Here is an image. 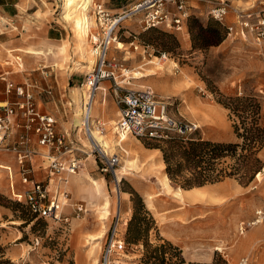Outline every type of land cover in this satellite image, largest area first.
<instances>
[{
  "label": "rangeland",
  "instance_id": "1",
  "mask_svg": "<svg viewBox=\"0 0 264 264\" xmlns=\"http://www.w3.org/2000/svg\"><path fill=\"white\" fill-rule=\"evenodd\" d=\"M137 1L94 0L91 6L103 3L114 10L128 8ZM186 1L190 16L183 32L164 27L144 31L141 16L134 17L123 23L117 33L125 47L116 49L114 45L109 55L125 61L124 73L130 84L124 88L154 90L169 102L170 118L199 126L189 135L194 141L232 145L225 148L222 157L205 161L196 168L183 161L179 153L173 155L174 162H183L184 175L210 165L219 180L195 186L201 188L203 195L186 204L174 197V193L162 192L163 177L168 176L163 149L168 150L166 142L171 139L147 141L129 136V146L125 145L128 152L124 151L117 143L119 134L115 133L112 122L118 119L120 109L112 83L105 80L101 85L108 91L106 104L102 106L99 102L93 119L104 125L102 135L109 145L108 155L119 156L118 168L128 164L129 174L117 183L113 174L103 172L95 160L97 154L91 153L94 148L89 138L80 134L76 144L88 154H76L81 159L77 174L68 177L64 174L69 182L66 189L70 200L64 213L72 217L74 206L78 204L84 206V211L78 218L73 216L71 224L65 226L33 214L23 200L26 187L20 175L14 172V177L10 178L0 169V264H102L104 246L118 221L117 234L125 243V249L114 257L113 264H146L148 255L154 257L148 264H239L246 258H249L248 264H264V225L249 228L244 235L238 231L240 224L249 221L255 211L264 209V146L256 155L259 162L250 164L256 165L252 180L242 178L248 168L243 157L247 152L235 147L243 145L244 137L258 136V130L264 127V57L254 35L246 30L240 32L242 29L235 16L229 14L222 23L208 16L210 4L216 0H194L198 3L195 12L191 9L192 0ZM228 1L253 11H258L264 2ZM31 4L36 10L29 20L62 28L63 38L51 42L25 34L20 45L16 44L19 43L18 31L11 26L9 41L0 46V63L6 71L17 72L20 71L18 63H23V70L32 71L33 75L47 67L50 81L59 82L66 98L74 101L71 109L68 108L69 118L60 121L63 129L74 122V114L79 111L78 92L71 87L82 86L87 92L83 83L96 63L91 38L87 35L89 44L84 45L75 36L73 23L62 13L64 0H26L23 11ZM169 8L174 10V4ZM88 16L92 21L90 30L94 33L97 28L91 9ZM3 22L0 34L11 31L7 28L9 22ZM230 26L234 33L228 32ZM28 47L42 52L51 50V54L33 56L11 52L12 49L25 51ZM62 47L66 49L63 52ZM155 57L162 58V68L149 64ZM8 61L12 65L6 66ZM151 69L153 71L149 72ZM14 76L21 77L20 73ZM73 77L81 79L82 83L71 84ZM207 148L199 150L207 151ZM258 174L261 181L257 179ZM38 175L41 181H46V174L43 178ZM77 175L81 176V181H98L101 195L92 197L89 191L77 192L73 182ZM170 184L172 191L190 190L171 179ZM117 190H121L124 198L119 216L114 209ZM137 208L142 209V216L147 219L141 230L144 238L133 243L127 232ZM255 233L258 234L254 236ZM97 238L100 239L95 240ZM161 246L166 251L163 263L158 258L161 252L154 251ZM216 247L220 250H215Z\"/></svg>",
  "mask_w": 264,
  "mask_h": 264
},
{
  "label": "built area",
  "instance_id": "2",
  "mask_svg": "<svg viewBox=\"0 0 264 264\" xmlns=\"http://www.w3.org/2000/svg\"><path fill=\"white\" fill-rule=\"evenodd\" d=\"M174 4L175 9L170 10L169 5ZM208 16L222 23L229 14L236 17L241 26V33L246 30L255 37V43L264 57V2L258 11L239 8L228 0H216L210 4ZM96 22V31L90 28L88 37L91 38L92 53L96 58L93 71L87 73L83 86L87 87L90 95L84 109L91 112L92 99L96 95L100 85L108 80L112 83L119 110L116 124L117 133L131 136L133 138L153 141L165 140L177 137L187 139L189 135L199 129L193 123H181L170 118L167 113L169 102L159 97L150 88L128 89L123 86L130 84V79L125 76V65L123 60L109 55L111 48L119 40L118 30L123 23L141 16V24L144 31L156 27H164L177 32H183L188 20L189 9L186 0H139L130 7L119 8L113 11L103 3H96L91 7ZM229 33H234L232 26L228 27ZM137 48V47H136ZM166 56H164L165 58ZM6 83V93H15L21 101L16 104L0 102V151L14 150L17 153V165L21 183L26 187L23 200L30 211L40 218L51 220L62 225H70L73 216L79 217L84 206L75 205L73 216L64 213L65 207L69 205V193L66 189L68 175H75L81 166V159L77 153L88 154L83 148L76 144H67L68 133H60L57 129V120L49 114L38 111L34 94L25 85H18L2 75ZM23 116L25 124L23 129L33 131L38 136V145L46 151L44 158L48 159V175L46 181L37 177V169L33 163L36 150L29 147L31 138L23 135L19 145L13 148L6 141L13 134L16 124L15 117ZM104 125L100 120L88 118L81 120V124L74 123L72 133L84 134L90 139L95 129L104 132ZM91 153L97 154L96 162L100 163L101 170L105 173H115L120 165L119 156L108 155L101 148H94ZM68 155V159H65ZM66 177H65V175ZM54 186V188H51ZM254 216L246 223L240 224L238 231L244 235L247 229L264 225V209L254 212ZM117 222L112 237L103 249L102 264H113L114 257L125 249V243L118 238ZM249 258L242 259L239 264H248Z\"/></svg>",
  "mask_w": 264,
  "mask_h": 264
},
{
  "label": "crops",
  "instance_id": "3",
  "mask_svg": "<svg viewBox=\"0 0 264 264\" xmlns=\"http://www.w3.org/2000/svg\"><path fill=\"white\" fill-rule=\"evenodd\" d=\"M25 2L26 0H0V23H4L3 20H7L9 22L7 24V28L11 30L13 29L11 28V26H14L15 30L18 31V34H16V39L19 41V43L16 44L23 45V40L21 39L25 34L33 37L34 39H39L44 41L54 42L61 40V38H63L64 36V32L62 28L56 29L53 25H48V23H44V22L41 23L40 21H34L33 19L31 21L29 20L28 17L31 16L33 18V12L34 10H36V8L33 4H31L29 5V7H27V10L24 12L23 7L25 5ZM190 4L193 7L191 9H193V12H195L194 9L197 8L198 3L195 4V1L192 0L190 1ZM118 10L119 8H116L113 11H118ZM28 26H31V29ZM10 32H12V30L7 32L6 34L5 33L0 34V46L3 44H7V42L9 41L8 37L11 35ZM18 36L20 38H18ZM32 46H38V45H32ZM8 65H12V63L8 61L6 66ZM17 67L20 70L18 72L13 70L6 71L2 63H0V102L16 104L19 101H21V99L14 92L9 94L6 93V83L1 78L2 75H5L7 76V79L13 81L14 83L18 85H25L28 89H30L31 92L34 94L35 97L34 101L38 111H40L42 114L46 113L54 116L58 122L57 129L59 130V132L68 133V137H67L68 139L66 143L68 145L69 144L72 145L73 143L76 144L77 137L80 134H77L75 136L72 133L71 127L75 122L71 123L69 127H63V129H61V125H60L61 120L69 118L71 112L70 110H68V108L71 109L70 107L73 105L74 101L71 100L70 98L68 99L66 98V92L65 90L60 88L59 82L56 81V83H53L52 81H50L49 71L45 70L47 68L46 66L38 70L41 71V73H37L35 75L32 74V71H28L27 69L23 70L24 67L23 63L19 62ZM18 73H20L21 77L14 76V74H18ZM37 77H39L40 79ZM142 77H144V75L139 78ZM70 83L78 84V83H82V80L73 77L71 78ZM75 89H78V87H71V90H75ZM74 110L76 111V104ZM15 122L16 124H20V125L18 128L16 127L13 128L14 129L13 134L10 136V138L7 139L6 144H8L13 148L14 146L19 145L20 138L23 135L26 136L29 135L31 138L29 147L33 148L38 153L34 155L33 163L38 171L37 172L39 174L38 176L43 178L45 174L48 175V170H47V167L49 166L48 159L44 158L43 155L46 153L47 150H45L43 147H40L38 145L37 134H35L33 131L29 132L28 130L23 129L22 125L25 124V120L20 113L15 117ZM69 157L71 156L68 155L65 159H68ZM0 169L6 171L10 178L14 177V172L16 174H19L18 173L19 165H17L16 151L14 150L0 151Z\"/></svg>",
  "mask_w": 264,
  "mask_h": 264
},
{
  "label": "bare ground",
  "instance_id": "4",
  "mask_svg": "<svg viewBox=\"0 0 264 264\" xmlns=\"http://www.w3.org/2000/svg\"><path fill=\"white\" fill-rule=\"evenodd\" d=\"M94 0H64V6H63V11L62 13L64 14V17L73 23V27H74V33L75 36L77 38L80 39V41L84 44V45H88L89 44V39L87 38L88 32H89V28L91 26L92 21L90 20L89 16H88V10L91 9V5L94 3ZM95 5V4H94ZM93 5V6H94ZM125 47V44H123L121 41H117L115 43V47L116 49H123ZM65 47H62V52L65 51ZM11 52H16V53H23V54H30L33 56H41V55H49L51 54V50H48L46 52H42V51H38L36 50V48L33 47H28L25 49V51L21 50V49H13L11 50ZM88 56V54H87ZM15 58L19 59V61H21V58L18 56H15ZM162 58L160 57H155V59H152L149 64H156L157 66H159L160 68H162V64L161 61ZM96 62V61H95ZM176 64V63H174ZM21 65V64H20ZM95 66V65H94ZM92 70H90L88 73H90ZM153 70H149V72H152ZM86 87V86H85ZM87 88V87H86ZM78 92V99H79V111L77 112V114H75V119L74 122L77 123L78 125L81 124V120L85 118H88V114L91 115V118L93 119V115L96 111V107L99 104V102H101V105L104 106L106 104V96L108 94L107 88L104 85H100V88L98 89L96 95L94 96V98L92 99V106H91V112L87 111L84 109V105L86 103H88L89 99H90V95L84 91V89L82 88V86H80V88L75 89ZM101 100V101H100ZM118 120V119H117ZM117 120H112L113 122V127L116 126L117 124ZM115 133H117V129L115 127ZM118 139V145H121L122 148L124 149V151L128 152V150L125 148V145H128V138L129 136L124 135V134H120ZM91 145L93 146V148H98V149H102L103 151H105L108 154V150H109V145L107 144V142L104 139V135H102V132H98L95 129L93 130V134L89 139ZM126 146V147H127ZM128 164L118 168V170L115 173V181H117V183L121 182V180L128 175V171H130L128 169ZM9 170V169H8ZM80 175H77L74 179V187L75 190L79 193H82L83 191H89L88 193L92 196L95 197V195H101V190H100V184L98 181L93 180V179H83V181H81L82 179L80 178ZM258 180L261 181V174H258L257 176ZM172 187L170 184V179L168 178L167 175H164L163 177V184H162V192L166 193V194H173L174 193V197H176L180 202L186 204L187 202H191V201H197L201 198V196L203 195V192H200L199 189L201 188H191L190 190H185L182 188H177L176 190L172 191ZM124 201V198L122 196V192L121 190H117L116 191V201H115V214L119 216V214L121 213V209H122V203ZM110 204V203H109ZM111 205V204H110ZM258 233L253 234L254 236H256ZM100 238H97L95 240H98ZM215 250H220V248L216 247Z\"/></svg>",
  "mask_w": 264,
  "mask_h": 264
},
{
  "label": "trees",
  "instance_id": "5",
  "mask_svg": "<svg viewBox=\"0 0 264 264\" xmlns=\"http://www.w3.org/2000/svg\"><path fill=\"white\" fill-rule=\"evenodd\" d=\"M258 136L249 139L245 138L243 140V145H235L236 148L242 147V149L247 152L244 155V159L247 160V170L245 171L242 178H249L252 180L253 174L256 171V165L250 166L252 162H259L256 158L258 152L264 146V127L258 130ZM169 145L168 150L163 149L164 152V162L167 165V174L169 179L173 180L176 184L181 185L183 188L191 189L195 186H203L208 182H213L219 180L218 175L214 174V171L210 167H205L204 169L198 171H191L190 175H184L182 168L184 167L183 162H174L173 155L179 153L183 161L188 162L189 166L200 167L205 161H210L223 156L226 147H232V145H221L216 143H199L194 141L191 136L188 139H181L177 137H172L171 141L166 142ZM200 147H208L207 151L205 149L199 150ZM208 163V162H206ZM244 180V179H243ZM30 210V209H29ZM146 216H142V209L137 208L134 214V219L131 221L129 230L127 232L128 239L133 243H138L144 237L141 232L142 226L146 221ZM145 246L148 247V243L145 242ZM164 246L156 248L154 251H160L161 254L158 256L163 263L165 261L166 251L162 250ZM154 257L148 255L146 257L145 263L148 264Z\"/></svg>",
  "mask_w": 264,
  "mask_h": 264
}]
</instances>
